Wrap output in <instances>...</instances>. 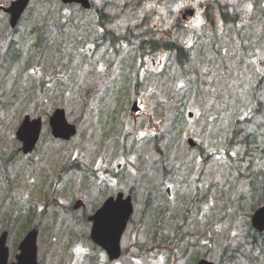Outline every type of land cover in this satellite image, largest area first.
<instances>
[{"label": "rangeland", "instance_id": "374dc122", "mask_svg": "<svg viewBox=\"0 0 264 264\" xmlns=\"http://www.w3.org/2000/svg\"><path fill=\"white\" fill-rule=\"evenodd\" d=\"M190 1L91 0L85 10L31 0L15 28L0 11V235L9 231L10 261L35 228L41 263L101 264L84 214L121 191L134 212L117 264H264V237L253 244L251 229L264 204V0H196L207 14L226 6L228 23L199 17L175 29ZM172 30L183 67L176 52L145 54ZM57 108L78 126L70 141L52 136ZM27 114L43 119L30 155L15 136Z\"/></svg>", "mask_w": 264, "mask_h": 264}, {"label": "water", "instance_id": "95a60500", "mask_svg": "<svg viewBox=\"0 0 264 264\" xmlns=\"http://www.w3.org/2000/svg\"><path fill=\"white\" fill-rule=\"evenodd\" d=\"M64 3H78L84 8H90V0H62ZM29 0L13 1L9 8L5 9L11 15L10 24L15 27ZM133 111H137L135 105ZM192 116V113H190ZM52 134L55 138L70 140L77 132L76 126L69 123L63 109H57L51 119ZM42 119H31L26 116L19 127L16 136L23 143L24 154L32 152L40 138ZM195 146L193 140H189ZM120 194L114 201L109 199L104 206L91 218L94 221L92 238L109 253L110 258L116 259L121 255L120 241L126 227L127 219L132 213L130 198L122 200ZM252 223L255 229L264 231V207L260 208L253 215ZM37 235L36 230L30 231L20 245V253L17 255V262L12 264H38L37 263ZM7 233L0 237V264H8L9 251L6 246ZM199 264H213L202 260Z\"/></svg>", "mask_w": 264, "mask_h": 264}, {"label": "flooded vegetation", "instance_id": "af4514ba", "mask_svg": "<svg viewBox=\"0 0 264 264\" xmlns=\"http://www.w3.org/2000/svg\"><path fill=\"white\" fill-rule=\"evenodd\" d=\"M194 1H196V0H191L190 1V3L188 4V5H186L185 6V10H187V9H189V12L190 13H185L182 9H180L179 10V15L177 16V18H176V21L173 23V26L175 27V29H177V27H180V26H184V24H186V23H188L189 21H195V20H197L199 17H203V22H199L200 24H202V23H204V22H206L207 20H209L210 21V23L211 24H213V25H216V24H220L221 22L222 23H228V21H229V15H227V16H224V13H223V11L221 10V8L220 7H218L219 8V11L217 10V12L218 13H216V9H214L213 7H210V8H212V11L209 13L208 12V14H207V12H205V10L206 9H209V7H206V6H204L203 4H202V2H200L199 3V5H197V4H195L194 3ZM2 6H3V4L0 6V11H1V13L4 15V16H7V17H9L8 16V14H6L4 11H3V9H2ZM215 12H214V11ZM175 31V30H174ZM173 30L171 31V34L169 35V37H168V39H167V41L166 42H164V46L163 47H161V51H163V52H165V53H168V52H170V49H168V47H169V45H170V43L171 42H175V41H173ZM173 45H175L174 43H173ZM177 50V49H176ZM161 63V65L163 66V62L161 61L160 62ZM141 110H142V107H140V112H141ZM131 198H132V200H133V196L132 195H130V194H128ZM106 200V199H105ZM105 200H104V202H105ZM134 201V200H133ZM103 202V203H104ZM86 203H84L83 202V200H78L76 203H75V205H74V210L75 211H79V210H86ZM91 216V215H90ZM90 216H88V215H86V214H84V217L88 220V222L91 224V229H89V226H88V229L90 230H88L87 232H86V234L84 235V237L85 238H87L88 237V239H89V241L92 243V245L94 246V250L95 251H97L98 253H100V254H102L103 256H104V259L102 260V263H105L106 262V259H108V261H110L111 263H113V262H115V264H117V261L118 260H114V261H112V260H110L109 259V257H108V255H107V252H106V250L102 247V246H99L98 244H96L93 240H92V238H91V234H92V232H93V228H94V222L91 220V217ZM86 220V221H87ZM24 230V229H23ZM25 231V230H24ZM59 228L57 227V228H55V230L53 229V231H52V233L51 234H59ZM8 234H9V231H8ZM87 236V237H86ZM58 248H59V246H58ZM125 252V250L122 248V255H123V253ZM91 259H93V258H91ZM120 259V258H119ZM42 262V261H41ZM45 262V261H44ZM101 263V264H102Z\"/></svg>", "mask_w": 264, "mask_h": 264}, {"label": "trees", "instance_id": "16d2710c", "mask_svg": "<svg viewBox=\"0 0 264 264\" xmlns=\"http://www.w3.org/2000/svg\"><path fill=\"white\" fill-rule=\"evenodd\" d=\"M101 16L103 17V14H101ZM151 43H152V41H151ZM174 46V47H173ZM153 47L154 48H152V49H155L156 47H155V45H153ZM175 48V49H177V51H178V56H179V61L181 62V63H183L184 62V57L186 58L187 57V53L185 52V49L183 48V47H177L176 45H173V44H171V45H169V49H171V48ZM258 85H260V82L258 83ZM177 122V121H176ZM175 122V123H176ZM257 236H260V237H264V233H259V232H257V231H255L254 232V234H253V237H252V239H253V241H252V243L254 244V243H256L257 242V239H258V237Z\"/></svg>", "mask_w": 264, "mask_h": 264}]
</instances>
